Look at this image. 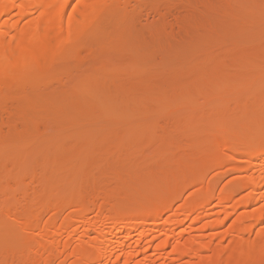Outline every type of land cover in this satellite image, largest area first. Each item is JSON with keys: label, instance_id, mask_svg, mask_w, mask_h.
I'll list each match as a JSON object with an SVG mask.
<instances>
[{"label": "bare ground", "instance_id": "6f19581e", "mask_svg": "<svg viewBox=\"0 0 264 264\" xmlns=\"http://www.w3.org/2000/svg\"><path fill=\"white\" fill-rule=\"evenodd\" d=\"M72 1L0 0V125L8 128V125L12 126L22 119L26 124H23L26 128L22 135L31 131L34 145L43 139L40 136L46 134L47 130L57 131L56 137H52L55 134L47 137L51 139H48L50 142L55 139L54 147L50 146L49 152H40L41 157H33L37 159L33 162L25 160L28 154L24 159V153L15 154L14 149L13 153L10 151L19 139L15 137L19 128L9 129L7 138L0 139V162L10 161L16 168L14 170L18 169L16 176H12L15 177L13 185L0 183L1 194L8 200L0 211V264H264L262 89V94L257 92L259 98L255 102L245 100L241 103L233 94L228 98L224 96L226 100L234 97V104L229 103L232 107L211 108L207 116H190L180 121L175 116L173 126L169 122H157L159 125L152 127L150 135L148 132L138 135L129 125L123 139L119 140L123 135L117 130L121 128H117L119 125L112 127L113 134L116 132V138L120 141L117 144L113 139L115 143L111 145L110 139L108 145L105 138L99 141L108 146L94 140V143L91 140L68 142L70 138L63 141L82 122L92 123L100 114L108 115L110 122H118L123 119L119 116L120 111L128 112L130 118L129 114L162 108L173 101L178 104V101L195 103L198 95L205 96L206 101L216 100L223 95L218 93L221 86L234 88L235 92L252 83L251 80H259L257 83L260 86L264 82V51L258 50L261 49L260 45L252 43L251 48L260 53L251 51L253 53L249 54L252 55L244 57L234 54L236 57L232 56L230 60L204 50L202 59L206 61L205 70L213 67L215 73L211 68L212 73L207 72L209 76L204 75L207 79L196 88L177 93V87L173 89L176 90L175 95L173 91L167 92L160 83L152 84V87L160 85L163 89L147 88L146 83L145 86L134 87L138 90L133 89L132 92L138 91V95L132 96L130 93L129 96L123 92L121 99H117V92L122 91L120 87L126 88L127 85L121 86L116 80L123 82V78L114 76L116 79H112L115 82L111 83L120 87H114L111 83L107 85L106 82L104 87H111L105 89L106 93L103 92L104 98H99H103L109 107L107 105V109H102L95 100L87 101L84 93L90 86L94 88L92 77L97 71L101 73L99 70L103 66L100 60H105L102 54L108 56L110 47L116 46L115 35L109 33V28H102L106 31L101 33L100 45L94 47L101 48L99 58L100 55L95 52L97 49L89 48V51L87 46L79 48L80 45L75 42L76 33L90 30L100 20L123 30L125 26L121 25L127 16L120 12L117 17L113 15L131 0H80L68 11ZM258 17L264 19V6L258 12ZM111 18L120 26L109 22ZM113 29L119 30L116 27ZM255 45L258 47L256 50ZM109 56V59L122 58L119 60L123 63L118 61L116 67L108 71L109 77L119 75L122 70L118 65L124 66L126 61L123 56ZM232 62L236 68L239 64V68L231 69L234 73L224 74L225 67ZM30 63L41 65L42 74L24 75L22 71ZM114 63L112 61L111 64ZM126 66L123 68L127 69ZM76 67L84 68L86 72L74 83V106L80 104L82 108L61 105L63 102L65 104L64 96H69L65 91L58 98L54 96L52 101L44 92L40 94L43 88L39 93V85H48L56 75L67 68ZM126 91L131 92L130 89ZM167 110L164 113L172 116L169 114L171 111ZM164 113L157 116H165ZM38 118H42L40 121L45 118L52 121L50 125L46 120V127L41 125L44 126L43 130H47L42 131L38 129L39 126H34L39 122L36 121ZM30 134L27 138H30ZM58 138L61 140L57 141ZM62 145L67 147L64 150L66 153L61 150ZM11 165L8 163L9 167ZM208 165L216 171L206 179ZM226 176L228 180L217 187L218 180ZM85 179H90L96 189H85ZM27 183L30 184L29 190ZM185 189H189V192L183 198L180 194ZM242 191L245 193L237 197ZM16 195H19L18 200ZM258 199H262L261 204L251 208L249 205L255 204ZM121 200L124 202L121 203ZM42 215L45 218L42 219ZM4 219L9 221L5 222ZM21 230L25 231L24 235Z\"/></svg>", "mask_w": 264, "mask_h": 264}, {"label": "rangeland", "instance_id": "374dc122", "mask_svg": "<svg viewBox=\"0 0 264 264\" xmlns=\"http://www.w3.org/2000/svg\"><path fill=\"white\" fill-rule=\"evenodd\" d=\"M79 1L80 0H73L71 2L70 6L68 7V11H70L74 7V4L79 2ZM258 6H260V7H258ZM263 6H264V0H244V1L243 0H131L129 4H127L125 7H122L121 9H119L117 11V13L115 15H113V16L117 17L119 14L118 12L125 13V16H127L126 17L127 20L125 18L126 21H124V23L121 25L122 27L125 26L123 28V30L120 29L119 27L117 28L116 25L113 26L110 23L107 25L106 23H108V22L103 20L105 22L104 23L100 20L101 22L100 21H99L100 23L96 22L98 24H94V27L91 28L90 30L88 29L87 31H82V32H79L78 34L76 33L77 37L75 39V42L80 45L79 48L82 46H87L88 47V48H86L87 50H89V48H92L93 50L97 49V50H95V52H98L101 49V48H94V47H97V44L100 45V42H99L100 39L99 38H101L100 37L101 33H102V31H106V30H102L103 27H106L104 29L109 28L108 31L109 30L111 31V32L109 31V33L115 35L114 39L116 38L115 40L117 41L116 46H115V43L113 44L115 47H113V48L110 47V50L107 53L108 56H106L105 53H104V55L102 54V56H105L102 58H105V60L108 62H105V60H103V61L100 60L101 67L103 66L104 69H102L103 67L100 68L99 71H101V73L97 71L96 72L97 75L93 73L94 77H92V82L93 81L95 82V86H94V88H92L93 86H90L91 88L85 91L84 95H86L85 98L87 97L86 100L87 101L88 100H91V101L95 100L97 105L100 103L99 107H101L102 109H107L106 106L108 105V107H109V104H107V102L105 100H103V98H104V94L106 93V90H108V87H111V86H105L106 87L105 88L104 85H106V82H108L107 85H109V83H111V82H115L114 79H116V77H118V76L123 78L122 79L123 82H121V79H118L119 81L116 80L117 83H119L121 86H123V85H127V86H126V88L122 87V88H124V89H122L120 86L113 85L115 83H111L112 86L120 87V90H122L120 93H118L119 91L117 92V95H119V96H117V99H121V97L123 95L120 96V94H124L123 92H127V94L129 96L138 95V94H136V92L138 93V91L132 92L133 89L138 90L134 87H137V86L141 87L142 85L145 86L146 83H147V88H149L148 86H151V87L154 86L155 83H160V85H162V87L165 88V90H167V92L171 93L173 91L174 93L173 92L172 93L174 95L176 94L175 93L176 90H173V89H175L177 87H179V88H177V91L179 90L177 93H180L183 91H191L192 89L196 88L197 85H199L200 83H202L203 81H205L207 79L206 77H204V75L209 76L208 73H212L211 72L212 69L214 70L213 73H215V71H216L215 68H213V67H211L212 69L210 68L209 70L207 68L208 71L205 70L207 66L204 63H206V61L203 62L204 60L202 59L203 55H204L202 53L204 52V50H206V52L207 51L208 52L209 51L214 52L220 58H224V59L229 58L228 60H230L232 56L236 57V56H234V54L235 55H241V57L247 56V54H249L251 51H254V49H251V48H253V45H254L252 43H255V42H256L255 44L260 45L259 48H261V49H258V50L264 51V19H262L261 17H258V19L256 18L258 12L260 11V9ZM256 7L259 9H254ZM250 12H252V13H250ZM234 13H235V15H234ZM232 14L234 16H232ZM253 15H255V16L253 17ZM116 17H114V18H116ZM112 19L113 18H111L110 19L111 21H109V22H114V23L119 24L118 22H116L115 20H112ZM205 24H207L209 29L207 28V26ZM249 24H251V25H249ZM236 25H237V27H236ZM112 26L114 28L116 27V29H119L120 31L114 30ZM118 26H120V24ZM232 26H233V28H232ZM204 27H206V28H204ZM238 27H240L241 29ZM254 27L256 30L254 29ZM210 28H212V29H210ZM237 28H238V30H236ZM207 29L211 30V31H208ZM259 29L260 30L262 29V31L260 32ZM254 32L256 34H254ZM259 34H261V36ZM153 41H155L157 43H155ZM219 46H221V47H219ZM133 47H135V49ZM204 47H206V48H204ZM256 47L257 46L255 45V50L258 48V47L257 48ZM235 49H237V50H235ZM89 51H91V50H89ZM104 51H107V49H105ZM110 51H113L114 54H112ZM257 51H254V53ZM260 51H258V52L260 53ZM179 53H184L185 55L179 54ZM251 53H253V52H251ZM98 54H99V52H98ZM109 54L114 55V56H116V55L123 56V58H124L123 60L126 61V62H124L125 63L124 66L127 65L126 66L127 69L123 68L124 66H122V65H118V66H120V69L122 71H120L119 73L116 72L119 75H111L113 77H111V76L109 77L108 73L111 72V69H114L116 67V63H118V61H119V63H123L119 60L122 58H119V57H115L118 59L112 58L114 60L109 59V57H111V56H109ZM250 55H252V54H249L248 56H250ZM263 55H264V52H263ZM182 56H184V57H182ZM185 56H187V57H185ZM98 57L101 58V55ZM200 60H202V61H200ZM112 61L115 62L114 65L111 64ZM97 62H98V60H97ZM104 63H105V66H107V67L104 66ZM237 63L238 62L236 61L235 64H237ZM109 64L111 66H109ZM96 65L98 66V64H96ZM228 65H229V63H228ZM26 66L22 71V73L26 76H31V75L38 76V75L42 74V72H43V68H41L42 67L41 65H36V64L30 63V64H27ZM204 66H206V67H204ZM235 66H234V62H232L231 65H229L228 67H225L226 71L225 70L223 71L224 74L229 75V73H231L232 71L239 68V64L237 65V68ZM112 67H114V68H112ZM228 68H229V71H227ZM231 69H234V70H231ZM108 71H110V72H108ZM84 72H85V69L81 68V67H80V69L79 68L77 69V67H76V69H73V68L68 69L67 68V70H64V72L62 74L56 75L55 80L48 83V85H42V84L39 85L40 86V87H38V89H40L39 93H40L41 89L43 88L40 94H42L44 92V94L47 95L46 97L49 98L48 100L51 99V101H52V99L55 98L54 96L57 95L56 98H58V96L61 95V93H63V91H65L64 93L69 94V96H64V94H62V96L66 97L67 99L65 98V104L63 102V104L61 103V105H63L64 107H68V108L76 107V109H78V106L80 104L78 106H74V105H76L75 104L76 103V101H75V92L76 91H75L74 83H75V80L78 79L80 76H82L81 74ZM204 73H206V74H204ZM232 73H234V72H232ZM184 74H186V75H184ZM114 76H116V77H114ZM185 76H187V77H185ZM90 77H91V75H90ZM109 78L111 80H109ZM112 78H114V79H112ZM170 79H174V80H170ZM107 80H109L110 82ZM176 80H178V82ZM125 81L127 82V84L125 83ZM167 81H169V82H167ZM251 81H253L252 83H254L255 85L252 84L251 82H249L247 85H244V88L242 87V88L237 89L236 92L234 91L233 87H232L233 89H228L225 86H221L218 90V93H220L219 95H222V94L223 95L220 98H217L218 100L217 99L213 100L214 102L213 101H206L205 96L198 95L195 97V100H194L196 105H195V103H192V104L189 103L188 104V103H183L182 101H178L180 103V104H178V103H174L177 101H173V102L171 101L172 102L171 104L170 103L166 104V106H165L166 109H165V107L155 108V110H154V108H150L151 110L147 109L146 111L141 112L142 114L140 112H137L136 114L134 113V115H133V113L129 114L130 118H128V115H127L128 112L120 111L119 116L121 119L122 118L123 119L121 120L119 118L118 120H121V121L117 120L118 122H116V121L110 122L111 119H109L110 117L108 115H105V113L100 114L101 118L98 116L96 118V120L92 123H89V121L88 122H86V121L82 122V124H80V126H78L76 129H74L71 134L68 133V135L64 138L63 141H65V139L67 140L70 138L69 140H67L68 142L70 140H71V142L72 141L73 142H76V141L85 142L88 140L89 141L91 140L93 142V140H94V141H96L95 143H102L103 144V142H100L99 140L102 141V140H104L103 138H105L106 143L110 142L112 140L111 145H113L112 143H115V142H113V139L116 140V144H117V141L123 139L125 133L127 132V128H128V127L126 128V126H129V125H130L129 127L133 126L132 129L135 130L136 132H138V133H136L138 135H144V134H146V132H148V134L150 135L153 132L152 127L154 125H159V123H157V122H161L163 124L164 123L166 124L169 122V124L171 126H173V123L175 122V116H176V119L178 118L179 119L178 121H180L184 118L189 119L190 116H191V118H195V117L197 118V116L198 117L199 116L200 117L207 116L210 113L209 111L212 110L211 108L221 109L224 107H232L229 105V103H232V105L234 104V102H233L234 97H232L233 100L230 98L226 100V98H228L227 96H232L233 94H234L233 96H235V95L237 96V98L235 97L236 100L238 98L240 99L239 102H241V103H244L245 100H246V102H255V101H257L256 99L259 98L258 97L259 93H257V92H261L260 94H262V91H260V89H262L264 91V86H261V85H264V82L261 83V85L259 86L257 83L259 80H257V82H254L255 80H251ZM104 82H105V84H104ZM179 82H182V84H179ZM89 83L92 84L91 82H89ZM101 83H103V84H101ZM122 83H124V84H122ZM176 83L179 85H177ZM152 84H154V85H152ZM164 84H166V86H164ZM171 84H175V86L176 85L177 86L173 87L174 85H171ZM160 85H159V87L155 86L152 88L158 87L160 89H163L162 87H160ZM42 86H44V87H42ZM46 86H48V87H46ZM168 86H171V87L169 88ZM182 86H184V87H182ZM188 86H190V87H188ZM180 87H182V88H180ZM184 88H188V89L186 90ZM66 89L67 90L69 89V90L66 91ZM126 89H130L131 92L126 91ZM230 90H232V91H230ZM219 91H222V92H219ZM226 91L228 93H226ZM103 92H105V93H103ZM229 92H231L232 94ZM130 93H131V95H130ZM101 95H103V96H101ZM224 96H226V98ZM41 97H42V95H41ZM64 97H62V98H64ZM99 97H103V98H99ZM217 97H219L218 94H217ZM42 98H44V97H42ZM88 98H90V99H88ZM94 98H96V99H94ZM252 98H254V100H252ZM248 99L249 100L251 99V100L249 101ZM55 101H57V100H55ZM62 101H64V100L62 99ZM173 104H175V105H173ZM167 105H169V106L167 107ZM79 107L82 108L83 106L82 107L79 106ZM218 107H220V108H218ZM165 110L171 111V112H169V114H173V115L171 116V115L165 114L166 113V112L164 113ZM159 113H164L165 116L163 114H160V115H163L162 117L157 116V115H159ZM197 113H199V114H197ZM132 116H134V117H132ZM168 117H170V118H168ZM40 119H42V118H38V120H36V121H39V122H36L38 124H36V123L34 124V126L36 125V127L39 126L38 129H42V127H44L41 125H45L44 122L46 120L48 121V122H46L47 124L49 123L51 125V123H52V121L49 122V119L45 118L44 121L43 120L40 121ZM18 121H20L19 123L21 125L19 123H16V122L14 124H12V126L8 125V123H7L8 128L5 127L6 125H4V126L0 125V139L1 140L2 139L5 140L7 138V136H8L7 132L9 131V129L12 131V129L19 128V131L16 130L17 131L16 135L18 134L17 136H19V137L15 136L16 139L17 138H19V139H17L14 142V145L12 146L14 148H11V150H10L11 153H13L12 149H14V151L16 152L15 154H17V152L20 154L24 153L25 155L22 154L24 159H25V156L28 154V157H26L27 159H25V160L32 161V160H37L35 158L33 159V157H37V156H39V158L41 157L42 153H40V152L45 153L46 151L50 150L49 149V148H51L50 146L54 147L53 144L55 143V139L52 142H50V141H48L49 138H47V137H50L51 134H53V135L55 134V136H52V137H56L57 131L56 132L53 130L49 131L46 128H44V130L42 129V131L47 130L46 134L43 133L44 135L40 136V138L43 137V139H42L43 141L39 140L37 142L38 144L34 145V144H32V141H31V135H32V134H30L31 131L28 130L29 133L24 132L25 133L24 135H26V134L27 135H26V137L23 138L24 135H22V133H23V130L25 131L26 124L23 123L22 119H20ZM108 123L111 125H108ZM119 123H121V124H119ZM23 124H25V126ZM115 126H118L117 128H121V129H118L121 132L118 131L117 128H115L118 133H121L123 135V136L119 137L120 138L119 140L116 138V132L114 131L115 132L114 134L112 132V129L114 130V128H112V127H115ZM45 127H46V125H45ZM107 127H109L110 129ZM122 128H125L124 132H122ZM109 130H111V131H109ZM20 131H22L21 134H19ZM42 131L40 130V132H42ZM9 133H11V132H9ZM139 133H141V134H139ZM29 134H30V138L29 137L27 138V136H29ZM48 134H50V135H48ZM106 134H109L110 136L106 135ZM111 134H113L114 136ZM170 134H172V133H170ZM44 136H46V137H44ZM104 136L110 137V138H106ZM111 136H113L115 138H113ZM60 138H62V137H60ZM44 139H46L45 140L46 142H44ZM19 140H21V141H19ZM49 140H51V139H49ZM60 140L61 139H59V138L57 139V141H60ZM40 141H42V142H40ZM65 143L67 144V142H65ZM119 143H120V141H119ZM102 144H99V145H102ZM107 144L110 145L109 143H107ZM103 145L108 146L106 144H103ZM31 146H36V148L31 147ZM45 146H47V147H45ZM62 147H63V145H62ZM45 148H47V149H45ZM63 148H66V149H63ZM63 148H61V150L63 151V153H66V151L64 152V150H67V147H63ZM54 151L55 150H51V152H54ZM34 153H36V154H34ZM30 156H32V159L30 158ZM75 160H77V158ZM8 163H9V165H11L10 161L3 162V160H2L0 162V183H1V185H4V184H2V182L3 183L9 182L10 185L14 184L13 180L15 179V177L12 178V176H16L15 172L18 171V169L14 170L16 168L12 165L9 167ZM5 165H7V166H5ZM102 167L107 168V166H102ZM209 168H211V170ZM215 171H216V169H214V168H212V166L208 165V167L206 168V172H205L206 179L209 178L210 175L213 174ZM234 174L238 175L239 173L234 172ZM234 174L232 173L231 175L234 176ZM227 177L228 176H226V178L223 177L221 180H218L219 182L217 183V187L222 186V184H224V182L226 181ZM59 181H61V179H59ZM85 181H84V183H85L84 188L86 187L85 189H88L89 191H93L96 189V186L93 185L94 183L91 182L90 179L89 180L85 179ZM1 185H0V189H2ZM27 185H28L27 188L29 190L30 184L27 183ZM66 187H68V186H66ZM93 187H95V188H93ZM97 187H99V186H97ZM263 190H264V187L262 189V192H263L262 195L264 194ZM0 191H1L0 192V209H1L4 207L3 205H7L6 202L8 200H5L4 195L1 194V193H3L2 192L3 190H0ZM188 192H189V189H185L184 191L181 192L180 196L185 198L187 196ZM244 193L245 192H243V191L240 192L239 194H237V197L242 196ZM16 196H17L16 199L18 200L19 195H16ZM119 200L120 199H118V201ZM261 200L262 199H258L257 201H255V204L251 203L252 205L250 204L249 206L251 208H252V206L256 208L261 204V203H259ZM123 202L124 201L121 200V203H123ZM0 211H2V209ZM43 218H45L44 215H42V219ZM4 221L8 222L9 219H8V221H6L4 219ZM21 231H23V232H21L22 234L23 233L25 234L24 230H21ZM26 235H30V234L26 233Z\"/></svg>", "mask_w": 264, "mask_h": 264}]
</instances>
